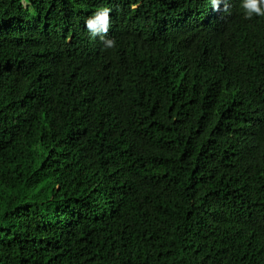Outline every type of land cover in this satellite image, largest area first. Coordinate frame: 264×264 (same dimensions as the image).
Segmentation results:
<instances>
[{"label":"trees","instance_id":"16d2710c","mask_svg":"<svg viewBox=\"0 0 264 264\" xmlns=\"http://www.w3.org/2000/svg\"><path fill=\"white\" fill-rule=\"evenodd\" d=\"M228 4L0 0V264H264V17Z\"/></svg>","mask_w":264,"mask_h":264},{"label":"clouds","instance_id":"9594fccd","mask_svg":"<svg viewBox=\"0 0 264 264\" xmlns=\"http://www.w3.org/2000/svg\"><path fill=\"white\" fill-rule=\"evenodd\" d=\"M30 0H21L22 6H27ZM211 6L215 11H229L228 0H210ZM223 5V8L221 7ZM137 3H131L130 8L135 11ZM31 15H35L34 9H28ZM239 10H241L244 19L255 17H264V0H239ZM113 8L108 5L98 7L84 21L88 34L93 38H99L103 49H115L117 40L109 37L108 33L112 25Z\"/></svg>","mask_w":264,"mask_h":264}]
</instances>
